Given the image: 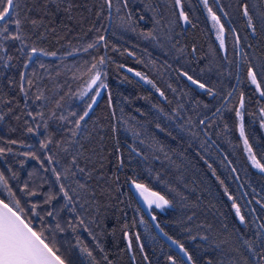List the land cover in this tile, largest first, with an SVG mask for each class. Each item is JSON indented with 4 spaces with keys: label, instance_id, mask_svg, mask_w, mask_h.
Returning a JSON list of instances; mask_svg holds the SVG:
<instances>
[{
    "label": "trees",
    "instance_id": "obj_1",
    "mask_svg": "<svg viewBox=\"0 0 264 264\" xmlns=\"http://www.w3.org/2000/svg\"><path fill=\"white\" fill-rule=\"evenodd\" d=\"M210 1L226 30L224 54L203 0H181L190 23H182L175 0H128L127 7L123 0H112L111 9L105 0H19L23 41L0 40V147L11 149L0 155V173L8 182L7 188L0 183V197L12 204L11 189L34 226L45 229L60 253L79 264H171L169 256L182 264L178 251L140 208L131 189L135 183L170 201L163 210L150 209L161 230L193 253L197 264L209 259L212 264H259L244 241H253L257 251L264 244V229L259 228L264 173L248 160L236 112H241L243 132L264 166V0H218V6ZM100 36L102 42L84 51ZM32 47L56 56L29 61ZM101 57L105 63L97 68L107 87L100 89L89 117L76 129L74 121L92 103L99 85L89 88V69ZM250 68L259 90L248 76ZM183 73L206 88H197ZM37 95L43 98L37 100ZM61 115L67 119L61 121ZM48 140V148L41 149L40 142ZM27 153L61 173L70 195L75 190L74 205L61 210L59 197L43 203L50 192L58 194V185L52 172ZM47 156L53 157L51 165ZM25 183L40 194L21 191ZM32 203L38 205L39 217L31 215ZM205 236L207 241L200 239ZM85 247L91 257L80 251Z\"/></svg>",
    "mask_w": 264,
    "mask_h": 264
},
{
    "label": "snow or ice",
    "instance_id": "obj_2",
    "mask_svg": "<svg viewBox=\"0 0 264 264\" xmlns=\"http://www.w3.org/2000/svg\"><path fill=\"white\" fill-rule=\"evenodd\" d=\"M55 2V0H53ZM181 0H176V4L179 5ZM105 3L108 5L109 9L112 7V0H105ZM124 6L127 7L128 0H123ZM207 3V0H205V4ZM20 8L19 0H0V40H20L23 41V37L20 34L22 30V20L19 17V12L17 9ZM70 10V9H69ZM209 14L211 15L212 20L216 25H219V33L218 39H220V46L224 47V41L222 38V33L224 31L223 25L220 24L219 17L216 16L212 10L208 9ZM179 15L183 18V20L186 23H190L188 20L187 15L181 10ZM244 15L248 16L247 7H245ZM129 19H131V15L129 14ZM140 19H143L141 16ZM31 24L33 26L37 25L36 20H32ZM249 27H252L251 17H249ZM255 29L253 28V32ZM15 33V34H14ZM148 35H151V33H148ZM104 40V36H100L95 44H89L87 48L84 49V51H87L88 49L96 47L97 44L102 42ZM131 54V53H130ZM38 55H44V56H56L55 52H46L43 49H38L36 47H32L29 53V61L32 60L33 56ZM2 59V57H0ZM11 60V57L8 58ZM105 63L104 57H101L97 63H93L91 65V68L89 69L90 73V83L89 88H91L93 85H97V82L99 81V85L96 88L95 96L91 97L92 103L87 105V108L83 110L82 115H79L78 119L74 121L75 128L80 129L81 128V122L85 121L87 117H89V114L93 108V105L97 102L96 97L101 95L100 89L106 88L107 85L104 83V81L101 79V72L97 68V64L103 65ZM8 64H5L4 67H8ZM25 68L28 67V64L24 65ZM131 71V69H129ZM137 76H140L141 74L139 72L136 73ZM184 76L187 77L189 81L193 85H198L199 88L205 89V84L200 83L199 81L193 79L192 76L188 75L187 73H183ZM248 76L251 79V82L253 84H256L257 89L260 88L259 83L256 79V73L249 69ZM144 79V77H141ZM24 74H21V88L23 89V82H24ZM148 83H151V81H147ZM27 84L31 86L32 81L28 80ZM159 91V89H157ZM208 94L212 95L211 89H207ZM26 95V93H25ZM81 97L86 95L85 92H82ZM161 96L164 94L161 92ZM260 95L264 96V91H260ZM43 97L41 95H37L36 99L40 100ZM241 107H243V96H241ZM264 111V110H262ZM30 117H32L33 120L36 119V116H33L31 112L28 113ZM38 116H40L41 119H43V113H37ZM55 116V113L52 114ZM72 116H77L76 112L71 113ZM236 115L238 117L241 116V112L237 110ZM61 121H64L67 119V117L61 115L59 117ZM0 120H3V116H0ZM203 123V121H201ZM47 125L45 124V127ZM264 127V123L261 125ZM37 128H39V125H37ZM29 133H33L34 129L32 127H29L27 129ZM73 136L77 135L76 131L72 132ZM241 135H244L243 128H241ZM10 143L15 144L17 143L15 140L10 141ZM51 143V140L48 141H41L40 142V148L41 149H47L48 145ZM246 149L250 153V159L253 160V163L257 168H260L261 171H264V166H262L259 162L256 161L255 156L251 155V148L248 146L247 139L244 140ZM5 151L10 152L11 149H5L0 147V155L4 154ZM26 155H29L31 159L37 160L40 163V166L44 169V171H51L54 176V183L58 185V194L49 193L45 199L44 204H51L54 199L62 198L64 201V204L62 206V209L69 208L70 205H74V195L75 190H71L73 192V195H70V189L66 188L65 184L61 182V173L56 170V168H47L44 166V161L40 160V157H38L35 153H27ZM46 161L49 165L53 163V157L47 156ZM75 158H73V164H75ZM122 163V161H121ZM79 172L83 173L85 171L84 168H79ZM31 175V174H30ZM73 176L76 175L75 172L72 173ZM15 178V176H14ZM68 177L65 175L64 179L66 180ZM0 183H2L5 188H7V180L5 179L3 173H0ZM135 183V182H133ZM78 187L83 189L85 187L84 184H79ZM135 188L140 191L141 196L144 197L146 203L148 204L149 208H151L153 205L157 209L163 210L166 206L170 205V201L166 199L163 195H160L157 192L150 191L144 184L135 183ZM23 192H26L29 196H37L40 193H38L35 190H29L27 183H25L24 187L20 189ZM10 195L13 196L12 204L5 202L4 200H0V264H79V261L75 258H72L70 256H67L63 253H60V248L56 246V243L53 239H50L49 236L45 235V229H37L32 219L28 218V212L25 211L23 207H21V203L19 200L14 198V194L11 193V189H8ZM227 191V189H225ZM229 199L232 200V207L235 209V214L239 218V222L243 225L246 223L245 217L241 214L239 206L236 204V201L229 196ZM259 203V201H257ZM38 205L36 203H32L31 208L29 209L31 215L33 217H39V213L36 211ZM80 207H83V205H80ZM264 207V205H262ZM72 211H75V207L72 208ZM47 215L49 217H53L54 213L53 211H48ZM42 219V218H41ZM153 220L156 219L155 216L152 217ZM80 225H84V220H79ZM69 226L75 230V226L72 224V221H69ZM56 227L63 231V229L60 227L59 224L56 225ZM159 227V225H157ZM260 229H264V224L259 225ZM88 229L85 228V231ZM162 231V230H161ZM91 235V233H89ZM165 235H167L165 233ZM139 239V237H137ZM171 239V237H169ZM192 239H196V237H192ZM200 239L207 241L208 237H201ZM174 244L177 245L179 258L182 264H197L196 259H194V254L190 253L183 244H180L178 241H173ZM253 241L245 240L244 244L247 245V249L250 253H252V256L259 262V264H264V244L260 246L259 251H257L253 247ZM131 241L129 240L128 247L131 248ZM143 246L141 245V249ZM217 248H219V245H217ZM82 253H87L89 257L92 256V253L88 251V249L82 248L80 249ZM147 259V256L144 257ZM168 260L171 262V264H178L177 259H175L173 256H169ZM206 264H212V261L209 259L207 260ZM245 264H248V261L245 260Z\"/></svg>",
    "mask_w": 264,
    "mask_h": 264
},
{
    "label": "water",
    "instance_id": "obj_3",
    "mask_svg": "<svg viewBox=\"0 0 264 264\" xmlns=\"http://www.w3.org/2000/svg\"><path fill=\"white\" fill-rule=\"evenodd\" d=\"M176 1V0H175ZM177 5V4H176ZM178 6V10L179 12L181 11V6L180 4L177 5ZM223 36V35H222ZM256 85V84H255ZM132 189V192L135 196V199L136 201L138 202L140 208L142 209V211L144 212V214L146 215V217L148 218V220L151 222L154 230L163 238L165 239L169 244H171L177 251H178V248H177V245L173 243V240L172 239H169V237L167 235H165V233L163 231H161V228L160 227H157V222H156V219L153 220L152 217L154 216L152 211L150 210V208L148 207L145 199L143 198V196H141L140 194V191L137 190L135 188V185H133L131 187ZM0 200H3L1 197H0ZM5 201V200H4ZM6 202V201H5ZM8 203V202H7ZM129 248V247H128ZM129 251L131 253V248H129Z\"/></svg>",
    "mask_w": 264,
    "mask_h": 264
},
{
    "label": "flooded vegetation",
    "instance_id": "obj_4",
    "mask_svg": "<svg viewBox=\"0 0 264 264\" xmlns=\"http://www.w3.org/2000/svg\"><path fill=\"white\" fill-rule=\"evenodd\" d=\"M214 3H216V5L218 6V4H219V2H218V0H214ZM218 3V4H217ZM203 4H204V6H205V8H206V15H207V18L209 19V23H210V28L213 30V32H214V34L216 35V33L218 34V28H219V25H216L215 23H214V21L212 20V18H211V15L209 14V12H208V9L210 8L211 10H212V12L215 14V15H217V13L214 11V7L213 6H211V1L210 0H207V3L205 4V0H203ZM217 16H219V15H217ZM219 20H220V22H221V19H220V17H219ZM222 23V22H221ZM223 28H224V33H226V30H225V27H224V25H223ZM232 32H233V36H234V34H235V36H236V33H235V31L234 30H232ZM235 36H234V38H235ZM237 38V37H236ZM235 38V40H237Z\"/></svg>",
    "mask_w": 264,
    "mask_h": 264
},
{
    "label": "rangeland",
    "instance_id": "obj_5",
    "mask_svg": "<svg viewBox=\"0 0 264 264\" xmlns=\"http://www.w3.org/2000/svg\"><path fill=\"white\" fill-rule=\"evenodd\" d=\"M222 38H223V41H224V40H225V35L222 36ZM166 40H167V39H166ZM262 117L264 118V114L262 115ZM238 119H239V120H242V117L240 116V117H238ZM262 123H264V119L262 120ZM240 124H241V121H240ZM262 130H263V132H264V127H262ZM244 135H245V133H244ZM244 140H245V139L243 138V139H242V143H243V147H244L245 153L247 154V157L249 158V162H250L251 166H253V160L250 159V153H249V151L246 149V146H245ZM248 146H249V145H248ZM251 155H254L256 161L259 162V163L262 165V163L258 160V158L256 157V155L252 152V150H251ZM254 165H255V164H254ZM253 169H254V168H253ZM255 170L262 172V171L260 170V168H256ZM37 181H39V180L37 179ZM149 190H150V188H149ZM150 191L157 192V191H154V190H150ZM157 193H158V192H157Z\"/></svg>",
    "mask_w": 264,
    "mask_h": 264
}]
</instances>
